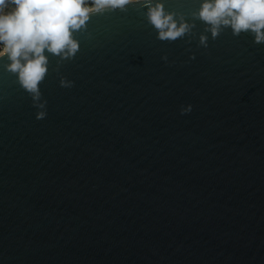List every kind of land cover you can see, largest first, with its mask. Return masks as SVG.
<instances>
[{
  "label": "water",
  "instance_id": "1",
  "mask_svg": "<svg viewBox=\"0 0 264 264\" xmlns=\"http://www.w3.org/2000/svg\"><path fill=\"white\" fill-rule=\"evenodd\" d=\"M163 4L91 12L39 101L0 60V264H264V42Z\"/></svg>",
  "mask_w": 264,
  "mask_h": 264
},
{
  "label": "clouds",
  "instance_id": "2",
  "mask_svg": "<svg viewBox=\"0 0 264 264\" xmlns=\"http://www.w3.org/2000/svg\"><path fill=\"white\" fill-rule=\"evenodd\" d=\"M131 0H0V60L14 73L34 101L41 95L38 82L47 71L48 53L72 57L79 42L74 33L86 26L91 12L124 8ZM145 17L159 39L172 40L191 28L182 13L166 9L163 0H143ZM192 16L215 36L223 27L233 34L247 32L264 42V0H199ZM204 43L206 37L200 34ZM65 83V81H61ZM44 108V102H39ZM190 110V105L181 111ZM43 117V110L36 113Z\"/></svg>",
  "mask_w": 264,
  "mask_h": 264
}]
</instances>
